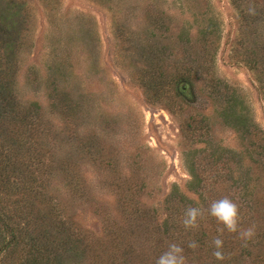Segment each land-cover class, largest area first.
I'll list each match as a JSON object with an SVG mask.
<instances>
[{
  "label": "rangeland",
  "instance_id": "374dc122",
  "mask_svg": "<svg viewBox=\"0 0 264 264\" xmlns=\"http://www.w3.org/2000/svg\"><path fill=\"white\" fill-rule=\"evenodd\" d=\"M252 4L0 0V93L19 114L15 126L1 121L0 159L26 169L7 171L9 180H33L81 240L66 264H154L165 198L205 212L190 233L210 247L193 249L190 264H211L217 236L223 246L238 240L232 255L264 250V210H254L264 195V18ZM149 63L160 70L152 82ZM176 79L189 89L179 97ZM194 178L219 183L200 188ZM10 192L0 186V211L10 210L1 198L24 194ZM224 196L238 203L243 228L255 225L246 245L207 214ZM118 234L127 245L114 259Z\"/></svg>",
  "mask_w": 264,
  "mask_h": 264
},
{
  "label": "trees",
  "instance_id": "16d2710c",
  "mask_svg": "<svg viewBox=\"0 0 264 264\" xmlns=\"http://www.w3.org/2000/svg\"><path fill=\"white\" fill-rule=\"evenodd\" d=\"M232 1L236 2L239 0ZM256 1L258 0H252V7L255 9V12L258 15H261V17L264 18V0H259L260 6H262L261 11L259 12L256 11L258 10L257 6H255L257 4ZM235 5L238 6L239 3ZM255 12L253 11L251 15H254ZM249 13L250 12L247 11L246 15L249 16ZM149 64L151 67L153 66L152 78L150 77V80L152 82L154 78L153 74H160L158 73V71L160 70L158 64ZM246 65H248L251 71L257 70L256 60L253 59L252 56H249L247 58ZM166 84L168 85V88H166L168 91L170 83L167 82ZM175 84L176 85L173 88L174 91L171 92L173 96L175 95V97H179V95L186 94V92H188L189 89L187 87V80L176 79ZM3 87L4 86H0V88ZM0 96L1 133L3 132V130H6L1 128L3 125H1V121L8 119L6 123L10 122L12 126H15L14 121L19 114L16 113L15 117H13L12 115H14L15 113L11 101H5L4 93H0ZM12 110L13 112H11ZM13 131L15 132L16 136H18L22 132L18 130ZM9 141L12 142V145L14 147L16 146L17 150L20 149V146L17 147L16 145L18 141H15L11 138ZM18 169H20L21 171L26 170L22 167L16 168V165L8 161V159H0V186L3 187L4 190H11V194H13L12 190H22L24 192L22 197L20 196L13 199H10L8 197L1 198V200L6 204V207L10 210L0 211V222L4 221L3 224L0 225V264H66V262L72 261L71 259L67 260V258L77 256L78 249L74 253L71 252L75 249V244L79 248V246L81 245V240L75 237L74 233L69 228L65 227V220H62V218L59 216V213L54 216V213H56L57 209L53 208L52 210L53 205L51 204V200L49 198L39 197V194L34 187L33 180L30 181L28 179L26 181H16V178L13 181L9 180L8 175L13 174H9L8 172H21ZM27 172L28 173L26 175L29 174L28 178H30V171L28 170ZM193 182L197 185V187H207L209 189L214 188V186L219 183V181H197V179L195 178ZM28 191L33 192L32 197L33 199H36L38 203L48 206L50 212L47 211V216L44 217L40 209L34 207V204L32 206V203L29 202ZM17 194L18 192L13 195ZM254 199V210L263 211L264 195H258ZM173 200H175L176 202H173ZM173 200L170 201L168 200V198H165L164 206L166 207L167 212L165 218L159 223L156 229L160 240L159 246L156 244V247L158 251H161L162 254L167 250V247L170 243H178L184 248V255H189L190 258L187 259V264H190L191 261H195V254L193 252V249L188 247V243L194 240L197 242L198 247H200V251L204 250L205 248L207 251L210 247L209 241L207 240L209 236H206L205 234H202L200 237L194 236L190 233L191 229L186 230L181 222L185 206L183 204L177 203L180 199ZM45 220L50 221V232H44V228H46V223L44 222ZM257 226L259 227L258 224ZM260 229L261 228H259L258 231H260ZM119 238L120 240L116 243H111L112 247L109 249L114 250V259L115 253L117 251H120L127 245V243H124L121 240V236H119ZM260 242L261 241L259 240L256 241L257 244H259ZM201 247L204 248L202 249ZM238 247H240L238 240L234 239V237H229L226 246H223L224 250H222L225 255V260L219 261L214 256H211V264H244L245 262H247L248 264H264V250H262L259 254H255L254 258H251L248 252L245 253L244 249L243 251H241L240 249L237 254L235 253L234 255H232L230 251H237ZM95 263L96 262H92L91 264Z\"/></svg>",
  "mask_w": 264,
  "mask_h": 264
},
{
  "label": "clouds",
  "instance_id": "9594fccd",
  "mask_svg": "<svg viewBox=\"0 0 264 264\" xmlns=\"http://www.w3.org/2000/svg\"><path fill=\"white\" fill-rule=\"evenodd\" d=\"M207 214L214 217L219 224L223 225L220 232L227 230L229 233L236 234L237 238L247 244L255 236V225L243 228L242 216L238 203L230 196H224L218 200H213L208 209ZM205 212L201 208L188 206L183 211L182 225L186 230L198 229L200 221L204 219ZM212 245L215 248L213 256L219 260H225V255L222 251L223 240L217 236L212 240ZM188 247L195 249L198 247L196 241L188 243ZM155 264H187V258L184 255V248L178 243H170L167 250L164 251L157 259Z\"/></svg>",
  "mask_w": 264,
  "mask_h": 264
}]
</instances>
